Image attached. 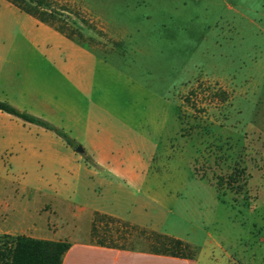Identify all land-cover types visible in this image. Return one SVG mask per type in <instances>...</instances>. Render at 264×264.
I'll return each instance as SVG.
<instances>
[{"label":"rangeland","instance_id":"1","mask_svg":"<svg viewBox=\"0 0 264 264\" xmlns=\"http://www.w3.org/2000/svg\"><path fill=\"white\" fill-rule=\"evenodd\" d=\"M41 3L31 5L56 10L58 24L116 68L114 102L135 130L149 136L157 172L150 199L144 201L147 187L135 190L125 212L159 230L126 226L128 220L111 221L97 212L88 227V214L79 210L86 201L74 196L62 220L72 228L70 236L84 238L89 228L87 238L96 240L111 230L120 245L149 250L143 230L153 229L192 239L186 242L195 253L209 233L225 248L223 264H264V0ZM43 164L38 161L26 179L19 178L24 189L43 174ZM52 165L56 182L64 180L72 190L79 186L59 163ZM230 174L237 181L218 191V178ZM19 187L0 181V198ZM24 193V201H34L31 190ZM143 202L147 211L141 213ZM48 218L60 221L43 217ZM127 231L131 237L122 238ZM6 242L0 238V250Z\"/></svg>","mask_w":264,"mask_h":264},{"label":"crops","instance_id":"2","mask_svg":"<svg viewBox=\"0 0 264 264\" xmlns=\"http://www.w3.org/2000/svg\"><path fill=\"white\" fill-rule=\"evenodd\" d=\"M115 72L113 64L56 27L0 0V99L66 130L95 162L89 163L54 132L0 110V181L20 186L0 198V236L68 240L71 245L62 264H223L225 248L209 233L196 258L96 244L87 238L89 228L84 238L70 236L72 228L62 220L71 211L74 196L86 201L79 210L88 214V227L94 213L100 212L159 230L129 219L125 212L135 190L147 187L144 201L150 199L151 179L157 172L152 170L149 136L135 130L128 113L120 112L114 102ZM40 160L46 170L24 189L19 178L26 179ZM52 163H59L64 176L79 186L72 190L64 180L56 182ZM28 190L34 193L33 202L23 200ZM137 210L146 212L145 202Z\"/></svg>","mask_w":264,"mask_h":264},{"label":"trees","instance_id":"3","mask_svg":"<svg viewBox=\"0 0 264 264\" xmlns=\"http://www.w3.org/2000/svg\"><path fill=\"white\" fill-rule=\"evenodd\" d=\"M13 4L17 5L20 9L26 11L27 13L35 16L42 22L48 23L62 33L74 39L83 47L91 50V48L81 41L79 37L75 35L72 31L66 27V25L58 24V20H61L60 13H58L54 9H44L39 10L33 7L32 3L42 4L41 0H8ZM0 110L6 113H9L13 116H16L26 122L34 123L39 126H42L52 132H54L58 137H60L69 147L73 150L80 144L75 138H73L69 132L62 129L61 127L49 122L48 120L21 110L7 101L0 99ZM85 159L91 163L95 164L92 157L87 153H83ZM234 174H230L228 177H219L217 180V188L218 191L224 187V185H231V182L237 181ZM233 186V185H232ZM97 215L102 217L106 216L111 221H118V217L97 212ZM132 223L126 221V226H130ZM134 225V224H133ZM136 227V226H134ZM147 238L151 241L152 247L149 250L150 252L158 253V254H166L177 257H186V258H196L200 252V250H196L195 253H190L192 249L191 245L184 241L183 239L170 236L168 234L160 233L156 230H143ZM94 236H100L99 227L97 225V221L93 224ZM103 237H98L99 239L92 240V242L108 247L114 248H123V249H133L129 248L118 243V240H115L113 233L111 230L103 231ZM131 231L124 232L122 238L128 239L131 237L129 234ZM6 237L7 242L5 244V248L0 250V256L2 261L5 264H62L63 256L65 252L70 248L71 243L67 240H45L33 238L26 235H10L3 234L0 238ZM8 243L10 247H8Z\"/></svg>","mask_w":264,"mask_h":264},{"label":"water","instance_id":"4","mask_svg":"<svg viewBox=\"0 0 264 264\" xmlns=\"http://www.w3.org/2000/svg\"><path fill=\"white\" fill-rule=\"evenodd\" d=\"M76 152H78V153H81V154H83V153H85V147L82 145V144H79L77 147H76Z\"/></svg>","mask_w":264,"mask_h":264}]
</instances>
